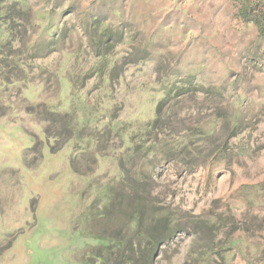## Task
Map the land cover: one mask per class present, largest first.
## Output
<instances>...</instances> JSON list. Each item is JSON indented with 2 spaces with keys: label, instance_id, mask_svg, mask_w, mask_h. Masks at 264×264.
Wrapping results in <instances>:
<instances>
[{
  "label": "rangeland",
  "instance_id": "obj_1",
  "mask_svg": "<svg viewBox=\"0 0 264 264\" xmlns=\"http://www.w3.org/2000/svg\"><path fill=\"white\" fill-rule=\"evenodd\" d=\"M245 3L0 0V264H102L100 236L127 241L146 199L179 224L157 264H264V31Z\"/></svg>",
  "mask_w": 264,
  "mask_h": 264
},
{
  "label": "trees",
  "instance_id": "obj_2",
  "mask_svg": "<svg viewBox=\"0 0 264 264\" xmlns=\"http://www.w3.org/2000/svg\"><path fill=\"white\" fill-rule=\"evenodd\" d=\"M243 9L240 11V16L248 22H253L258 25L259 29L263 30L260 21L264 19L260 12L257 18H252L247 14L249 0H244ZM261 18V19H260ZM36 107H42L41 112H36ZM30 112L34 114L37 119L46 121L44 113L48 115H59L53 112L45 104L30 107ZM73 130V129H72ZM49 135L48 128L45 130ZM52 135V134H51ZM50 136V135H49ZM73 138V132L70 131L67 140ZM150 194V193H149ZM151 195V194H150ZM136 201V200H135ZM131 209L130 225L128 227V238L116 237L114 235L100 236L102 237L101 246H105L108 250L107 254H99L98 257L102 258V264H157V257L164 250L170 238L175 236L179 231V224L176 222L173 214L164 212L165 208H154L149 205L147 199L145 206L140 207L137 205ZM108 241H105V240ZM104 250H102L103 252ZM117 257L116 262H112L111 256ZM205 256V255H203ZM212 256V255H211ZM211 256H208L211 262ZM208 258L207 256H205ZM203 260V259H202ZM199 259L200 264L204 262ZM208 262V263H210Z\"/></svg>",
  "mask_w": 264,
  "mask_h": 264
}]
</instances>
